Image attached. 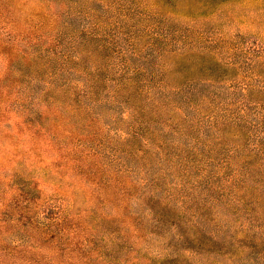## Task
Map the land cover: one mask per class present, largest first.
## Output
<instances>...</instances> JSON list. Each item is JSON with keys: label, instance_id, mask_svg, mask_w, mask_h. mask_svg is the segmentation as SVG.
I'll list each match as a JSON object with an SVG mask.
<instances>
[{"label": "rangeland", "instance_id": "1", "mask_svg": "<svg viewBox=\"0 0 264 264\" xmlns=\"http://www.w3.org/2000/svg\"><path fill=\"white\" fill-rule=\"evenodd\" d=\"M0 264H264V0H0Z\"/></svg>", "mask_w": 264, "mask_h": 264}]
</instances>
